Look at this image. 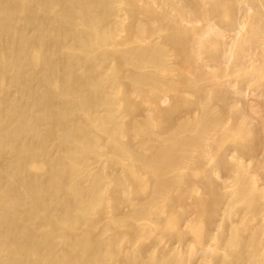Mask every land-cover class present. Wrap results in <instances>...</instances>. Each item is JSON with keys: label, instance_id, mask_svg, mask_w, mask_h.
<instances>
[{"label": "bare ground", "instance_id": "bare-ground-1", "mask_svg": "<svg viewBox=\"0 0 264 264\" xmlns=\"http://www.w3.org/2000/svg\"><path fill=\"white\" fill-rule=\"evenodd\" d=\"M0 264H264V0H0Z\"/></svg>", "mask_w": 264, "mask_h": 264}]
</instances>
